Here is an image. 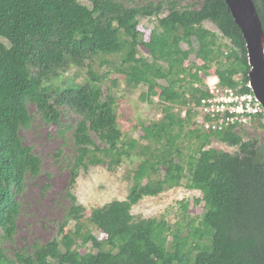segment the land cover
Returning a JSON list of instances; mask_svg holds the SVG:
<instances>
[{
	"label": "trees",
	"instance_id": "16d2710c",
	"mask_svg": "<svg viewBox=\"0 0 264 264\" xmlns=\"http://www.w3.org/2000/svg\"><path fill=\"white\" fill-rule=\"evenodd\" d=\"M88 1L0 0L1 239H13L21 210L17 196L27 176L42 171L41 157L21 136V129L33 122L29 103L48 123L61 124L62 107L81 116L73 129L76 153L67 192L71 207L61 238L36 241L14 257L0 246V264H264V143L258 133L250 135L237 126L202 130L194 121L193 104L207 94L201 72L216 73L222 86L250 91L246 41L226 0H204L199 8L183 6L182 0L144 5ZM254 2L264 26V0ZM144 17L157 20L147 42L139 30ZM206 21L229 43L220 42ZM140 45L149 58L138 56ZM193 53L201 64H186L187 54ZM111 54H123L117 71L128 83L147 86L143 99L156 96L164 104L163 117L143 126L146 145L124 137L117 97L105 92L93 71L86 82L53 83L59 71ZM190 125L187 134L198 144L185 159L176 140ZM252 129L264 130V113L252 118ZM213 140L239 151L213 147ZM134 157L141 159L127 197L96 207L86 217V207L71 192L80 171L93 165L113 170ZM186 177L187 187L200 190L205 203L194 231L183 236L165 219L135 217L132 209L144 197L181 186ZM85 218L105 238L84 232ZM71 222L74 229L65 232ZM79 239L97 251L82 253L75 247Z\"/></svg>",
	"mask_w": 264,
	"mask_h": 264
},
{
	"label": "rangeland",
	"instance_id": "374dc122",
	"mask_svg": "<svg viewBox=\"0 0 264 264\" xmlns=\"http://www.w3.org/2000/svg\"><path fill=\"white\" fill-rule=\"evenodd\" d=\"M149 1L158 2L160 0H125L128 5H144ZM82 2L89 4L88 0H82ZM203 2L204 0L181 1L183 6L197 8ZM156 22L154 17L141 18L139 30L144 42L150 40ZM204 24L207 28L218 33L220 42L229 43V40L222 36L214 23L206 21ZM195 45L198 48L197 43ZM182 46L185 50L189 49L186 43H183ZM122 56L123 54L99 55L84 66L67 67L63 71H59L58 76L54 77L53 83L57 86L71 81L86 82L90 78V71H93L105 92L111 91L117 97L118 122L124 137L138 139L142 145H146L147 140L144 138L143 126L152 121H159L163 117L164 104L156 96L152 97V101L143 99L142 94L147 91V86L142 83H128L126 76L117 71ZM138 56L150 57L145 46L140 45ZM192 63H202L197 59L195 53L187 54L186 64ZM160 82L167 84L164 80ZM28 106L33 115V122L29 128L21 129V136L24 143L32 146L34 152L41 157L42 171L36 176L28 175L24 189L17 196L21 210L13 239L3 240L0 238V246L10 257H14L15 253L24 250L36 241L46 243L54 237L60 239L62 235L60 227L71 207V199L67 192L71 178V163L76 153L73 129L81 116L71 109L62 107L61 124L48 123L44 121L34 104L29 103ZM175 108L177 109V107ZM192 127V125L186 127L176 140V146L181 149V156L185 159L195 151L198 144L196 138L187 134ZM247 132L250 135L258 133L264 143V130L251 128ZM211 146L231 153L239 151L238 147L229 146L218 140H213ZM140 159L139 157L129 159L113 170L108 169L106 165H93L80 171L71 192L77 197L78 203L86 207V217L96 207L127 197L133 182V170ZM188 183L189 179L186 177L181 186L167 189L157 196L144 197L134 205L133 214L136 218L165 219L173 229L177 230L179 227L183 236L188 235L195 230L205 209L202 192L188 188ZM186 202H188V207L184 208ZM74 225L75 223L71 222L65 228V232L73 230ZM84 226V232L90 230L99 239L105 238V233L86 218ZM193 240L194 238H191L192 242ZM169 241H172V236ZM75 247L82 253L97 251L92 243L82 245L81 239L78 240Z\"/></svg>",
	"mask_w": 264,
	"mask_h": 264
},
{
	"label": "built area",
	"instance_id": "2783aa9c",
	"mask_svg": "<svg viewBox=\"0 0 264 264\" xmlns=\"http://www.w3.org/2000/svg\"><path fill=\"white\" fill-rule=\"evenodd\" d=\"M201 74L207 94L200 98L198 105L193 104L197 127L214 131H221L231 126L246 131L251 129L252 118L264 113V106L254 91L250 88V91L241 92L233 87L222 86L216 73L203 75L201 72ZM182 115H186V110Z\"/></svg>",
	"mask_w": 264,
	"mask_h": 264
},
{
	"label": "water",
	"instance_id": "95a60500",
	"mask_svg": "<svg viewBox=\"0 0 264 264\" xmlns=\"http://www.w3.org/2000/svg\"><path fill=\"white\" fill-rule=\"evenodd\" d=\"M246 41L249 86L264 106V26L254 0H226Z\"/></svg>",
	"mask_w": 264,
	"mask_h": 264
}]
</instances>
